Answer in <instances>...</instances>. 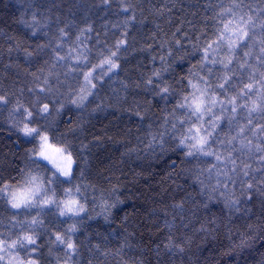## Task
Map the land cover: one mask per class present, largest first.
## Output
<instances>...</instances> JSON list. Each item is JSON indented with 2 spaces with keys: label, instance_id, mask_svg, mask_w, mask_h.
Segmentation results:
<instances>
[{
  "label": "clouds",
  "instance_id": "clouds-1",
  "mask_svg": "<svg viewBox=\"0 0 264 264\" xmlns=\"http://www.w3.org/2000/svg\"><path fill=\"white\" fill-rule=\"evenodd\" d=\"M240 2L245 12L264 17V0ZM122 5L130 11H123ZM187 7L197 5L182 6V0H30L29 18L19 21L26 32L20 47L16 42L4 47L15 40L12 36L0 43V60L23 55V64L0 65V95L6 97L0 102V131L7 130L20 141L14 153L19 160L12 170L15 175L0 174V188L9 179L7 184L22 188L30 173L37 177L40 189L29 204L16 209L0 192V233L5 239H16L21 232L31 231L34 243L25 241L6 250L0 264H7L9 252L25 260L35 258L39 264H227L238 250L264 241V196L254 194L253 200L240 196V202L230 207L221 196L223 185L228 184L230 191L233 181L240 195L241 181L250 177L231 173L227 159H215L217 152L226 156L231 151V159H247L256 167L255 152L242 157L238 143L226 142L230 105L218 101L208 105L213 111L204 113L188 106L194 92L189 81L198 79L193 66H199L200 53L191 44L177 45L176 39L184 40L177 36L181 31L168 32L163 26L173 9L179 13ZM101 11L104 15L114 11L117 19L97 24L92 14ZM133 12L136 19L130 20ZM149 17L154 29L145 37L142 29ZM86 25L92 31L77 40ZM61 29L66 35H61ZM123 32L129 33L128 42L117 47ZM70 48L81 54L79 61H73L77 53ZM113 52L118 67L101 66L103 57ZM13 66L19 71L8 78L7 70ZM93 66L94 88L84 78ZM208 67L202 73L208 75V91L223 99L226 92L215 87V72L209 75ZM45 78L48 84H43ZM17 104L22 106L19 111H15ZM43 104L49 108L44 110ZM24 108L31 111L30 117ZM223 109L228 111L214 128L210 122ZM244 112L241 109L236 119ZM24 123L36 132L25 135L20 130ZM193 124L209 136L203 150L192 147ZM41 133L71 153L69 175L35 155ZM231 134L235 135V127ZM209 150L213 155L207 154ZM7 162L0 153V168ZM250 174L257 179L264 175L251 170ZM46 197L54 202L42 204ZM70 198L78 200L83 211L61 215V201ZM32 217L37 218L35 225ZM73 224L76 228L70 230ZM57 231L64 234V243L55 241ZM68 240L76 245L74 250L67 249ZM169 243L172 246L165 247Z\"/></svg>",
  "mask_w": 264,
  "mask_h": 264
},
{
  "label": "snow or ice",
  "instance_id": "snow-or-ice-1",
  "mask_svg": "<svg viewBox=\"0 0 264 264\" xmlns=\"http://www.w3.org/2000/svg\"><path fill=\"white\" fill-rule=\"evenodd\" d=\"M203 8L206 13L207 10H211V15L202 17L204 25L199 28V34L193 40L192 37L188 36L187 32L184 33V37L188 39L191 46L200 53L199 66H193L197 70L198 79L195 82L189 81L194 92L190 101H188L187 97H185V100L188 101V106L196 113L213 111L208 105L216 104L218 101L221 105L225 103L230 105L231 115L228 116L229 130L224 133L227 144L238 143L242 157H251L254 152L257 154L255 157V168H253V165L247 159H231V151H228L226 156L219 152L215 154L217 161L228 160L231 164V173H236L238 176L250 177L247 180L241 181L240 195H237L235 191V181H233L230 191H228V184L223 185L225 191L221 192V196L224 197L225 206L230 207L240 202V196H246L248 200H253L255 198L254 194L264 196V175H261L257 179L254 175L250 174V170L252 173H264V17L258 18L253 16L251 12H245L240 0H228L227 3L224 0H219L218 3L208 0L203 5ZM122 10L127 12L130 11V8L122 5ZM192 15L195 16L196 13H192ZM129 19H136L134 12ZM33 20H35V16H33ZM209 21H212L213 30L211 34H208L206 31ZM184 23L196 28V24L192 20H187L181 21V26L177 27V31L182 30ZM157 27L159 26L157 25ZM60 31L62 36L66 35L63 29ZM90 31H92L91 25H86L80 29V34L76 39L79 40L81 35ZM128 35L129 33L127 32L121 33L122 38L116 41L117 47L127 44ZM175 43L181 45L182 41L176 39ZM16 47H20V41L16 42ZM148 47H151V45H148ZM12 50V48H9L10 52ZM25 51L27 52V49ZM69 51L77 53L73 56V61H79L82 58L76 48H70ZM27 54L31 55V53ZM115 54L113 52L111 55L104 56L100 61V65H109L112 69L118 67L112 59V56ZM57 56L59 59L64 58L59 56V54ZM205 65H210L207 68L209 75L215 72V87L225 90L226 96L223 99L218 97L216 93H209L208 89L211 85L208 82V75L202 74ZM69 70L71 71L72 69L69 68ZM94 70L95 66L84 73L85 80L93 88L95 84L90 77ZM201 80L205 82L203 85L200 83ZM43 84H48L47 78L44 79ZM37 88L41 92L45 91V88L41 84H38ZM231 89H234V91H230ZM80 91L83 94L86 92V89L82 87ZM163 91H167V89H163ZM206 97L210 98L206 99ZM81 99H83V96H81ZM5 101L6 97L0 95V102ZM21 107V105L17 104L15 111H19ZM42 108L47 110L49 105L43 104ZM241 109L245 110L244 116L240 120H237L236 114ZM226 111L228 109H223L220 115L213 117L210 123L214 128L217 126V122L224 119L223 112ZM24 112L28 117L32 115L31 111L27 108H24ZM233 127H235V135L231 134ZM20 130L25 135H31L36 132V129L30 127L27 123H24ZM189 131H194L195 133L191 137L193 140L192 147H198L200 150H203L209 136L203 134L201 127L195 124L192 125ZM184 139H187V137ZM183 142L184 140L182 139L181 143ZM207 154L213 155L211 150ZM35 155L49 161L63 175H69L72 171L73 157L71 153H66L62 146L50 142L48 135L45 133H41L39 137V146ZM220 174V172L217 173V175ZM223 174L230 175L229 172H224ZM25 179L26 183L22 188L13 187L7 183L3 188H0V192L7 194V202L14 209L29 204L32 201L34 193L40 189L36 176L29 173ZM10 187L11 190L9 191ZM53 202L52 197H46L41 203L46 205ZM61 204V215H63L64 211L69 213H75L78 210L83 211V206H80L79 201L75 199L63 200ZM9 219L16 220V217L11 216ZM0 223H3V221L0 220ZM36 223L37 218L32 217L31 224L35 225ZM249 227L251 228L252 225H249ZM75 228V224L69 226L70 230H75ZM53 236L55 241L65 242L63 233L57 231L53 233ZM25 241L29 244L34 243L31 231L21 232L16 239H5L3 234L0 233V260L4 259L3 253L6 250L16 248ZM171 246V243L165 245V247ZM66 247L67 249L74 250L76 245L71 240H68ZM96 247L99 248V245H96ZM176 247L182 250L180 245H176ZM7 264H39V261L35 258L27 260L18 258L9 252Z\"/></svg>",
  "mask_w": 264,
  "mask_h": 264
},
{
  "label": "trees",
  "instance_id": "trees-1",
  "mask_svg": "<svg viewBox=\"0 0 264 264\" xmlns=\"http://www.w3.org/2000/svg\"><path fill=\"white\" fill-rule=\"evenodd\" d=\"M29 2L30 0H0V29H3V35H0V43H3L5 36H12L15 38V40H8L4 45L5 48L13 46L17 41H22L26 36L24 26L19 23V21L21 19L29 18L27 11ZM204 3L205 0H182V6L197 5V7H187L184 11L179 13L173 9L169 23L163 25L165 31H174L177 27L181 26V21L192 20L196 24V28L184 23L181 32L178 33L177 36L179 38L180 36H184V33L187 32L188 36L192 37L194 40L195 36L199 34V28L204 25L202 17L205 15H211V13H206L204 11ZM192 13H196V15L193 16ZM92 18L97 24H100L104 20L115 21L117 15L114 11L109 12L107 15H104L103 11H101L92 14ZM152 19L153 18L149 17L144 23L142 33L145 37L149 34L151 29H154ZM155 22L163 23L162 20H156ZM212 30V21H209L206 31L208 34H211ZM158 38L159 35H157V39ZM147 43L153 44V47L158 49V45L154 44L152 40H147ZM182 43L185 47H190L187 38L184 37ZM29 50L31 49L29 48ZM13 61L23 64V55L21 53H16L12 59L5 56L3 60H0V65L3 63H12ZM17 71H19V69L13 66L7 70L6 76L8 78H15ZM8 137H11V139ZM19 143L20 141L13 133L8 132L7 130L0 131V153L5 154L8 160L7 164L0 168V174H3L4 176L15 175V172L12 170L18 165L19 160L14 153L18 151L17 145ZM7 182H11V180H6V183ZM262 245H264V241H260L253 247L245 248L242 251L238 250L236 255L227 258V264H261V262L264 261V247H262Z\"/></svg>",
  "mask_w": 264,
  "mask_h": 264
}]
</instances>
